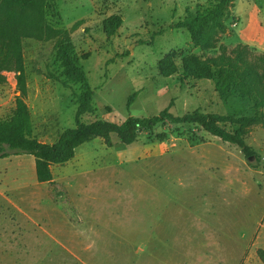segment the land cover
I'll return each mask as SVG.
<instances>
[{
	"label": "rangeland",
	"instance_id": "1",
	"mask_svg": "<svg viewBox=\"0 0 264 264\" xmlns=\"http://www.w3.org/2000/svg\"><path fill=\"white\" fill-rule=\"evenodd\" d=\"M211 1L55 0L62 25L51 13L49 20L66 34L22 40L34 136L52 144L76 126L80 86L62 75L63 40L94 91L95 110L84 122L120 123L165 109L228 113L232 105L213 81L186 76L184 60L241 49L259 62L264 0H234L227 31L204 49L176 26ZM114 16L122 24L108 35L105 21ZM3 75L0 121L12 118L20 95L17 73ZM246 141L260 160L201 127L168 122L131 145L116 135L112 147L102 138L81 145L52 167L50 183L37 180L32 155L0 159V264H263L264 126H251Z\"/></svg>",
	"mask_w": 264,
	"mask_h": 264
},
{
	"label": "trees",
	"instance_id": "2",
	"mask_svg": "<svg viewBox=\"0 0 264 264\" xmlns=\"http://www.w3.org/2000/svg\"><path fill=\"white\" fill-rule=\"evenodd\" d=\"M234 0H212L206 7H199L189 13L176 27L188 30L193 41L204 49L215 47L216 36L227 31L226 22L231 18ZM62 16L55 0H0V83L6 81L5 71L17 73L20 95L16 98L15 113L9 120L0 121V159L12 155H32L35 157L37 180L40 183L53 181L54 165H64L72 160L77 148L102 138L106 146L114 145L113 135L124 145L133 144L141 133L153 131L168 122L191 124L201 127L222 141L241 148L246 158L256 157L257 151L246 141L251 126H264V54L259 62L245 58L244 52L234 50L235 56L222 53L216 57L201 59L190 56L184 60V72L211 79L216 90L227 105H232L228 113H205L193 111L176 116L163 110L150 117H129L123 122L98 119L84 122L85 114L94 112V91L89 83L81 59L68 40L60 41L57 60L62 69L66 85H78L76 93L78 109L76 126L66 129L55 143L40 141L33 133L31 112L26 101V67L23 54V38L49 41L65 35L63 26H56L49 20ZM122 19L114 16L105 21V30L113 35L121 26ZM62 27V28H61ZM229 124L233 130L223 125ZM255 168L258 164H252ZM264 264V249L257 250Z\"/></svg>",
	"mask_w": 264,
	"mask_h": 264
}]
</instances>
